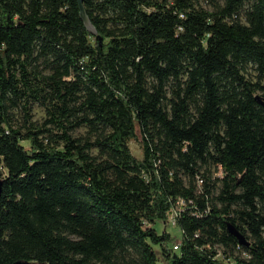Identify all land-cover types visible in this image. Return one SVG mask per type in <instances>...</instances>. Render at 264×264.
I'll return each instance as SVG.
<instances>
[{"label":"trees","instance_id":"obj_1","mask_svg":"<svg viewBox=\"0 0 264 264\" xmlns=\"http://www.w3.org/2000/svg\"><path fill=\"white\" fill-rule=\"evenodd\" d=\"M199 1L0 0V264H264V0Z\"/></svg>","mask_w":264,"mask_h":264},{"label":"rangeland","instance_id":"obj_2","mask_svg":"<svg viewBox=\"0 0 264 264\" xmlns=\"http://www.w3.org/2000/svg\"><path fill=\"white\" fill-rule=\"evenodd\" d=\"M212 1H215V0H200L199 5L202 8L211 10ZM216 1H220V0H216ZM16 117L20 122H22V118H21L22 115L20 113H16ZM44 119H45V110L43 108H41L39 105H34L33 106V120L38 122V123H42L44 121ZM86 135H87V129L86 128H80L79 130H77L74 133V136L77 138L83 137ZM130 148H131V151H132L134 156H136L138 158L142 157V150H141L140 144L138 142H132ZM97 154H98L97 150L93 151L94 156H96ZM0 170L3 171V174L5 173V171L2 168H0ZM219 175H220V172H219L218 176ZM156 228L159 231V233L169 232L174 237L178 238L179 240L182 239L181 232L179 231L177 226L173 224V222H170V224H168V226L158 224L156 226ZM239 255H241L242 257H245L242 253ZM160 261H161L160 264H165L163 262V260L160 259Z\"/></svg>","mask_w":264,"mask_h":264},{"label":"water","instance_id":"obj_3","mask_svg":"<svg viewBox=\"0 0 264 264\" xmlns=\"http://www.w3.org/2000/svg\"><path fill=\"white\" fill-rule=\"evenodd\" d=\"M78 2H79L80 10H81V17H82V20L84 21L87 29L89 30L90 33L97 34L95 28L93 27L91 21L87 17V14L83 8V5H82L83 0H78ZM256 100L261 106L264 107V102H262L260 97H257ZM3 184H4V181L2 179H0V196L2 195ZM232 233L237 236V238L240 240L241 244H245V240L241 235H239L235 230H233Z\"/></svg>","mask_w":264,"mask_h":264},{"label":"built area","instance_id":"obj_4","mask_svg":"<svg viewBox=\"0 0 264 264\" xmlns=\"http://www.w3.org/2000/svg\"><path fill=\"white\" fill-rule=\"evenodd\" d=\"M181 204H183V202H181ZM171 222H173V224L175 225V221L174 220H172ZM175 249H177V247Z\"/></svg>","mask_w":264,"mask_h":264}]
</instances>
